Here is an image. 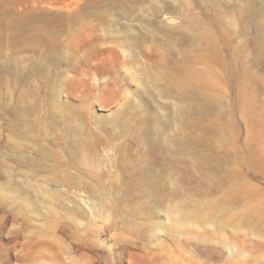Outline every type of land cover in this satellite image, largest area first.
<instances>
[{
    "label": "rangeland",
    "instance_id": "rangeland-1",
    "mask_svg": "<svg viewBox=\"0 0 264 264\" xmlns=\"http://www.w3.org/2000/svg\"><path fill=\"white\" fill-rule=\"evenodd\" d=\"M0 264H264V0H0Z\"/></svg>",
    "mask_w": 264,
    "mask_h": 264
},
{
    "label": "bare ground",
    "instance_id": "bare-ground-1",
    "mask_svg": "<svg viewBox=\"0 0 264 264\" xmlns=\"http://www.w3.org/2000/svg\"><path fill=\"white\" fill-rule=\"evenodd\" d=\"M58 52V51H57ZM206 102V101H205ZM135 118V117H134ZM198 118V117H197ZM136 120V119H135ZM192 121V120H191ZM193 122H194V120H193ZM200 122V121H199ZM199 124V123H198ZM186 134V133H185ZM157 176V175H156ZM212 179V178H211Z\"/></svg>",
    "mask_w": 264,
    "mask_h": 264
}]
</instances>
